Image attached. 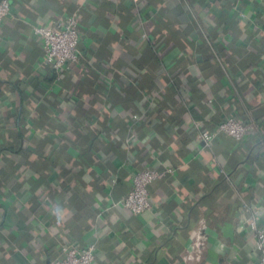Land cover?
I'll return each mask as SVG.
<instances>
[{"label":"crops","instance_id":"0c3cea01","mask_svg":"<svg viewBox=\"0 0 264 264\" xmlns=\"http://www.w3.org/2000/svg\"><path fill=\"white\" fill-rule=\"evenodd\" d=\"M79 21L56 72L34 28ZM258 137L200 139L225 118ZM152 209L123 205L142 169ZM264 226V0H13L0 25V264H258ZM209 218L199 261L188 246Z\"/></svg>","mask_w":264,"mask_h":264},{"label":"built area","instance_id":"2783aa9c","mask_svg":"<svg viewBox=\"0 0 264 264\" xmlns=\"http://www.w3.org/2000/svg\"><path fill=\"white\" fill-rule=\"evenodd\" d=\"M13 0H0V25L12 15ZM79 21L76 14L69 15L63 22H57L52 28H34V34L41 39L45 64L56 72L68 69L79 60ZM200 139L206 146H212L220 138H232L243 142L247 138L258 137L261 128L259 122L244 121L236 117L225 118L214 130L206 129L200 122L195 123ZM170 171V170H169ZM142 169L133 176V187L123 205L135 215H141L152 209L149 186L170 172ZM249 229L256 243L258 264H264V226L260 211L254 209L249 219ZM208 223L200 222L195 238L188 246L191 260L199 261L207 248L205 234ZM59 256L48 264H95L97 249L95 246H79L69 243L61 247Z\"/></svg>","mask_w":264,"mask_h":264},{"label":"trees","instance_id":"16d2710c","mask_svg":"<svg viewBox=\"0 0 264 264\" xmlns=\"http://www.w3.org/2000/svg\"><path fill=\"white\" fill-rule=\"evenodd\" d=\"M140 171V170H139ZM209 218H206V221L209 223ZM60 250L56 249L55 247L54 248H48V252H49V256H50V260L51 261L52 259L56 258L59 256V252Z\"/></svg>","mask_w":264,"mask_h":264}]
</instances>
